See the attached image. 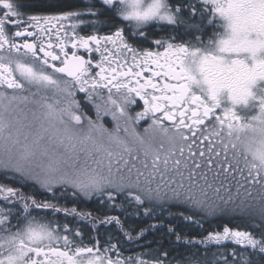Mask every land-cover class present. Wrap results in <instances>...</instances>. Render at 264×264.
Wrapping results in <instances>:
<instances>
[{
  "label": "snow or ice",
  "instance_id": "snow-or-ice-1",
  "mask_svg": "<svg viewBox=\"0 0 264 264\" xmlns=\"http://www.w3.org/2000/svg\"><path fill=\"white\" fill-rule=\"evenodd\" d=\"M102 3L115 5L124 21H134L133 35L141 37L145 33L135 29L149 21L174 25L180 19L177 13L181 8L173 10L164 0ZM202 3L210 5V9L195 7L194 11L202 17H214L223 33L217 31L207 41L197 36L195 42L158 38L154 44L162 51H138L126 40L122 29L112 35H79V14L74 11L33 15L25 23L35 31L22 28L10 35L6 23L19 26L20 20L12 18L20 14L9 0H0V5L8 10L0 17V170L5 178L11 171L35 180L47 191L56 184H65L85 197L106 194L112 200L116 193L131 197L140 205L145 200L164 199L161 185L155 189L151 185L157 175L167 181L166 174L174 171L189 183L185 202L205 207V201L195 193L206 197L215 185L214 191L224 205L232 203V213L247 217L260 230L257 238L250 231L225 226L222 232L209 233L198 243L230 241L264 253V87L253 92L257 82L264 81V0ZM70 19L73 22L66 26L64 22ZM207 23L214 20L209 18ZM25 36L33 39L16 42L15 38ZM69 46L70 55L65 51ZM78 49L99 55L94 65L98 71L92 73V59L78 55ZM77 90L86 93L90 100L96 97L110 105L114 119L117 114L135 122L149 118L151 124L144 129L147 139L134 129L125 139L119 135V127L109 132L97 122L82 125L83 115L77 114ZM225 91L232 106L258 101L257 114L245 122L232 106L221 109L220 97ZM137 98L143 102V111L134 118L127 116V108ZM96 107L99 118L100 105ZM216 110L223 115H216ZM212 116L215 120L210 119ZM164 121L169 123L165 125ZM124 131L128 133L129 129ZM158 137L168 145L163 159L160 151L153 148ZM137 145L146 158L140 161L143 171L136 166ZM177 152L179 157L172 161ZM171 183H164L163 187L171 191L170 198L180 200L179 189L184 184L171 189ZM233 185L234 195L226 200L219 196L221 189L231 193ZM0 195L4 202L20 203L22 207L16 223H12L16 209L0 206V264H166L160 259L113 260L106 253L116 245L103 251L79 245L67 225L63 226L64 233L69 234H62L53 220L30 211L51 209L54 213L84 215L75 208L62 209L7 186H0ZM217 207L211 210L215 212ZM257 217L259 224H255ZM185 219L191 220L192 216ZM112 222L123 230L117 217H105L104 223Z\"/></svg>",
  "mask_w": 264,
  "mask_h": 264
},
{
  "label": "trees",
  "instance_id": "trees-1",
  "mask_svg": "<svg viewBox=\"0 0 264 264\" xmlns=\"http://www.w3.org/2000/svg\"><path fill=\"white\" fill-rule=\"evenodd\" d=\"M2 177L5 178L4 172L0 173V180ZM7 177L20 179V176L10 171ZM13 184L12 187L20 186V189L35 199L47 200L62 209L75 208L77 211L91 212L93 216L89 221L92 225H101V220L105 217H117L123 230L115 222L108 223L107 239L122 243L126 261L135 260L139 256L149 261L160 259L166 264H224L225 260L228 264H264V259L250 248L234 244L219 246L216 243H198L209 233L222 232L225 226L250 231L259 238V228L247 217L210 215L191 204L184 205L180 202L165 203L150 209L147 208L148 203L137 205L131 197L125 198L121 194H117L112 200L103 197L87 200L80 197L77 191L65 187L47 192L30 181L22 180ZM185 216H192V219L186 220ZM82 218L87 219L83 222V230L89 232L86 228L88 218ZM259 223L260 220L255 219V224ZM170 228L173 230L169 231ZM98 233L101 234L102 231L98 230ZM177 234L181 237L179 240Z\"/></svg>",
  "mask_w": 264,
  "mask_h": 264
},
{
  "label": "flooded vegetation",
  "instance_id": "flooded-vegetation-1",
  "mask_svg": "<svg viewBox=\"0 0 264 264\" xmlns=\"http://www.w3.org/2000/svg\"><path fill=\"white\" fill-rule=\"evenodd\" d=\"M9 2L13 3L14 8L20 14L18 17H13L12 19H19L20 25L14 27L10 22L6 23V30L10 35L14 36L15 31L21 30L22 28H28V30L35 31L31 28L29 23H25L29 20V17L33 15H63L66 11H74L77 12L79 15L76 18V22L78 23L79 27L76 29L79 35L87 36L89 34H96V35H112L116 30H123L126 40L131 43L134 47L137 48L138 51L143 50H160L162 48H158L154 41L158 38L163 39H171L169 42H185V41H192L195 42L197 36H199L200 40L207 41L208 39L212 38L213 34L217 31L223 33V29L219 28L218 25L215 23V18L210 16H200L194 11L195 7H199L202 10L210 9L209 6H204L202 0H167L170 7L175 10L177 7L181 8V11L177 13V16L180 18L178 22L174 25H169L166 21L164 22H152L147 25H143L139 28H136V32H144L145 35L143 37L138 35H133L134 27L132 26L134 23L124 21L119 15H117V9L114 6H106L102 3V0H9ZM192 4L194 7H189L188 5ZM7 9H4L2 5H0V17H4ZM92 11H95V15H92ZM212 18L214 23L209 24L207 23V19ZM84 21V22H80ZM73 21L67 20L65 21V25L69 26ZM221 23H224L221 21ZM55 32V30H53ZM25 39L31 41L33 38L31 37H19L15 38L17 43H23ZM55 36H53V40ZM111 47V45H109ZM57 54L59 53L58 49H55ZM69 53L72 52L71 47L65 49ZM78 55H82L85 59L91 58L93 61L92 73L94 74L95 71H98L94 67L96 61L99 59V55L97 53L89 54L85 52L83 49L77 50ZM42 55V54H41ZM59 66L58 62H54ZM147 75V74H146ZM264 87V81H258L257 85L254 86L253 92L256 93L258 88ZM104 95H107V90H104ZM107 97V96H105ZM75 99L78 104H80V98L75 96ZM221 101V109L223 107L232 106L230 101L227 99V92H223L220 97ZM234 111L237 113L238 116L245 122L253 116L256 115L258 112V101L256 100H249L247 105H237L232 106ZM144 109L143 102L136 99V102L127 108L128 113L135 117L137 112H142ZM159 115V114H158ZM216 115H223L220 110H216ZM211 120H215V116L210 117ZM138 125L144 124L149 127L151 124V120L149 118H144L139 122H136ZM169 122L164 121V124L167 125ZM207 123V121H206ZM191 135V133H188ZM25 178L14 179L11 177L1 178L0 186H7L12 187L14 184L13 182L22 181ZM8 182V183H7ZM20 187V186H19ZM19 187H12L14 189L19 190L20 192L24 193L28 196L27 192H24ZM83 196L82 194H79ZM85 199H98L102 197H85ZM0 206L5 208H15L16 212L11 217L12 223H16V217L22 211V207L20 203H6L3 201L2 195H0ZM72 209V208H71ZM30 211L36 215H46L48 218L53 220L56 223V226L60 231H63L64 225H67L68 228L71 230L70 235L73 237L77 244L85 246V247H99L101 251L104 248H111L112 245H116L114 249L106 253L107 256L111 257L113 260L121 259L126 261L124 257V251L122 249V243L117 241H110L108 240V233L107 229L109 227L108 223H104L105 218L101 221L103 222L101 225L97 224L92 225L89 221L93 216L89 211H77L79 213H83L84 215L78 216L75 214L66 215L65 212H53L51 209H35L32 208ZM86 216L88 218V224L86 225L89 229V232L83 230V222L81 220L78 224L75 222L76 217H83ZM82 219V218H81ZM87 220V219H86ZM85 220V221H86ZM102 231L101 234L98 233ZM64 232V231H63ZM79 232L80 235L77 236L76 233ZM69 234V233H63ZM101 238V240L99 239ZM227 244L242 247L240 245H236L233 242L225 241L221 244H216L219 246H226ZM62 247V242L61 245ZM254 253V251L252 250ZM255 253L264 259V253H260L259 250H255ZM42 259V257H41ZM137 259V258H136ZM135 259V260H136ZM144 259L145 258H139ZM149 261V260H148ZM178 264V263H173Z\"/></svg>",
  "mask_w": 264,
  "mask_h": 264
},
{
  "label": "rangeland",
  "instance_id": "rangeland-1",
  "mask_svg": "<svg viewBox=\"0 0 264 264\" xmlns=\"http://www.w3.org/2000/svg\"><path fill=\"white\" fill-rule=\"evenodd\" d=\"M76 95L78 98H80V104L79 105V109L77 110V114H81L83 115V119L81 121V124L82 125H85V127L87 126V121H93V122H97L98 124L100 125H103V127L105 129H108L109 132H113L117 127H119V135L125 139H128L130 137V134L132 132V130L134 129L136 133H138L139 135L141 136H145V133H144V129L148 128V126L144 125V124H137L134 120L132 121H129L127 118L125 117H120L119 114L116 115V118L114 119L113 115L111 114V111L113 110L111 108L110 105H106L103 101H100V100H97L96 97H93L91 100L88 98L87 94L86 93H82V92H79L77 90L76 92ZM75 95V96H76ZM107 96V95H104V97ZM106 98V97H105ZM99 104L100 105V108H99V112H100V115H99V118L97 117V107L96 105ZM30 108L32 109H35V106L34 105H29ZM126 113H127V116H130V117H133L132 115H130L128 113V110H126ZM31 117V113H29V118ZM134 118V117H133ZM128 128L129 129V132L128 133H125L124 129L125 128ZM33 130H35V126L33 128ZM148 135H151V133H149ZM145 138L147 139V136H145ZM163 144V148H161V145ZM137 147V152L135 153V155H137L139 157V160L136 161V166L137 168H140L142 171L144 170L143 167H142V164L140 163V161H143L145 160L146 158L143 156V153L139 151V145L136 146ZM153 148L157 151H160L161 153V158L163 159V154L167 151L168 149V145L167 143H165L162 139H160L159 137L157 138V140L153 143ZM187 154V152H186ZM221 156H223V151L221 150ZM179 157V153L177 152V155L175 157H172V161H174L176 158ZM148 159V162L149 164L151 163V159L150 157L147 158ZM171 164L169 165V167L171 168ZM127 171V169H125V172ZM161 171H163V164H161ZM3 172L2 170H0V173ZM11 172V171H10ZM13 173V172H11ZM19 176L18 173H15ZM187 173L185 172V175ZM167 181H162L161 180V177L160 175H157L156 178H155V181L152 183L151 187L153 189L156 188L157 184H160L161 185V188H162V193L165 194V198L164 199H161L159 201H147L145 200L146 203H148L147 205V208H152L153 206L156 207L158 205H162V204H165V203H171V202H180L184 205H190L191 203L190 202H185L183 197L184 196H187L188 193H187V189L189 187V183L187 180H181V177L176 175L174 171H169L167 174ZM133 179H135V175H133ZM209 179L211 180V175L209 176ZM28 180V181H27ZM24 181L26 182H33L35 184H37L38 188L40 190H45L43 189L38 183H36L35 180H31V179H24ZM169 181H172V183L170 184V188L171 189H178L179 188V185L180 183L182 182L184 184V188L183 189H179L182 193V197L180 200H176V199H172L170 198L172 196V193L171 191L168 189V188H164L163 187V184L164 183H167ZM202 183V182H201ZM61 187H65V189H73L75 191H77V193L79 194H82L80 193L77 189L73 188L71 185H65V184H56L52 187V190L53 189H60ZM214 188H215V185H214ZM214 188L212 190H209L208 193H207V196L206 197H201L200 196V193L197 191L195 193V195L197 196L198 199H203L205 201V207H197L198 209H200L201 211H204L210 215H223L225 216L226 218L228 217H232L233 215L235 216H240V217H245V216H242L240 215L238 212L237 213H232L230 211V209L233 207V204L232 203H229L227 206L224 205L223 201L220 200L215 191H214ZM51 191H47V192H52ZM235 186L233 185L232 189H231V193L229 192H225L223 189H221V192L219 194V196L223 197L225 200L228 199V196L230 194L234 195L235 194ZM83 195V194H82ZM255 195V193H254ZM103 197L105 199H107V195H96V194H93V197ZM117 194L114 193V197H116ZM120 196H124V195H120ZM72 197V196H71ZM82 197L83 199L84 198V195L83 196H80ZM125 197V196H124ZM236 203H239V198L236 199ZM144 204V203H143ZM143 204H140V205H143ZM218 205V207L216 208V211L213 212L211 209L213 208V206H216ZM196 208V207H195ZM82 218V217H81ZM79 217H76L75 219V222L78 224L81 220H84L85 222V219H81ZM256 220H259V218H255ZM64 231V230H63ZM61 231V233L63 234L64 232ZM136 258H139V256H137Z\"/></svg>",
  "mask_w": 264,
  "mask_h": 264
},
{
  "label": "clouds",
  "instance_id": "clouds-1",
  "mask_svg": "<svg viewBox=\"0 0 264 264\" xmlns=\"http://www.w3.org/2000/svg\"><path fill=\"white\" fill-rule=\"evenodd\" d=\"M164 2L167 3V0H164ZM117 15H119L122 18V16H121L119 11H117ZM127 22L135 23L134 21H127ZM152 22H164V21H156V20L149 21V23H152Z\"/></svg>",
  "mask_w": 264,
  "mask_h": 264
}]
</instances>
